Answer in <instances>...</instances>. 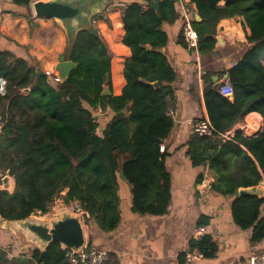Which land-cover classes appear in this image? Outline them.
Masks as SVG:
<instances>
[{
	"label": "trees",
	"instance_id": "1",
	"mask_svg": "<svg viewBox=\"0 0 264 264\" xmlns=\"http://www.w3.org/2000/svg\"><path fill=\"white\" fill-rule=\"evenodd\" d=\"M13 1L28 6L32 0ZM152 1H158L157 8ZM190 2L199 15L193 27L200 55L213 51L223 18L240 17L249 46L227 70L231 96L220 94L212 75L203 74L200 119L211 123L213 133H193L185 152L192 166L207 164L215 175L211 189L232 197L234 222L242 229L251 228V241L258 242L264 239V217L260 218L264 197L239 195L238 189L264 179V0ZM176 4L177 0H148L144 8L135 1L122 10L121 41L130 49V57L123 63L125 84L119 95L101 94L105 85L112 89V53L102 36L91 32L93 27L78 30L67 42L63 57L76 64L57 87L50 85L37 64L0 51V77L6 81V91L0 95L4 121L0 168L15 183L12 192L0 190L1 219L44 214L64 191L66 203L77 201L85 211L84 224L94 221L100 229L111 231L120 220V170L132 186L134 212L155 216L167 212L170 177L160 145L173 127L167 111L176 72L161 50L168 41L162 24L177 18ZM116 69L114 64V73ZM96 107L110 115L103 126L94 114ZM251 112L261 118L257 133L236 131L232 137H222ZM207 222L202 215L198 225ZM194 248L204 258L216 250L207 235L191 240L189 249ZM66 251L57 241L44 250L33 248L29 255L12 256L0 246V264H68ZM104 264L119 263L109 255Z\"/></svg>",
	"mask_w": 264,
	"mask_h": 264
},
{
	"label": "crops",
	"instance_id": "2",
	"mask_svg": "<svg viewBox=\"0 0 264 264\" xmlns=\"http://www.w3.org/2000/svg\"><path fill=\"white\" fill-rule=\"evenodd\" d=\"M33 1L24 6L13 0H0V51H7L15 57L37 64L45 75L48 73L47 81L55 87L53 81L58 85L55 65L58 56L64 51L67 37L55 19L35 15ZM135 1L141 2L110 0L96 14L100 17L94 15L91 18V27L97 29L112 53L110 78L113 96L119 95L125 84L123 63L130 57V49L121 41L124 33L121 12ZM183 1L196 9L190 0ZM115 2L119 4L114 6L112 3ZM176 9L177 18L162 24L168 34V41L161 50L176 72L171 106L173 127L160 145L170 177L167 212L156 216L134 212L131 208L132 186L126 179L120 178L117 191L120 213L118 226L111 231H104L94 221H89L84 224L86 242L106 250L119 264H248L252 253L264 251V239L251 241V228H240L232 218V197L212 190L211 184L215 179L213 172L207 164L192 166L185 151L186 143L193 134L191 125L202 117L203 74H211L212 81L217 85L227 75L231 62H236L249 43L245 39L240 17L234 16L219 21L217 34L222 43L216 50L208 55L191 51L180 37L181 9L178 4ZM114 64L117 67L115 73ZM109 116L103 113L98 118L102 126ZM250 116L258 118L261 123L259 114L251 112L228 131L235 132L241 125L246 129ZM250 126L249 130L254 124ZM6 172L0 168L1 178ZM261 189L264 193V185ZM202 215L207 216L208 222L198 225ZM261 217H264V203L260 207ZM3 221L0 218V246L12 256L29 255L34 246L9 225L11 222ZM200 227L201 235H198L197 229ZM203 235L209 236L214 243V254L186 262L190 241Z\"/></svg>",
	"mask_w": 264,
	"mask_h": 264
},
{
	"label": "water",
	"instance_id": "3",
	"mask_svg": "<svg viewBox=\"0 0 264 264\" xmlns=\"http://www.w3.org/2000/svg\"><path fill=\"white\" fill-rule=\"evenodd\" d=\"M110 0H35L32 2V8L37 17L53 18L64 29L67 41L74 38L78 30L91 27L92 16L99 14ZM223 3V2H221ZM151 6L157 8L158 1H152ZM196 19L199 15L195 14ZM91 32L97 34L96 28ZM222 39L217 38V44L213 50H216ZM75 62L66 60L63 54L58 56V62L55 65L57 77L60 82L65 81ZM227 76V75H226ZM154 87L157 82H153ZM102 95H110V89L104 86ZM124 111L119 112L122 116ZM119 176L125 180L123 170H120ZM0 190L12 192L14 189V177L5 173L0 179ZM264 185V179L260 184L248 188H239V195H255L262 197L264 195L261 186ZM64 191L60 193L52 202L51 215L48 218L36 217L33 213L30 216L20 220H4L11 222L9 224L19 234H21L34 248L44 250L50 242L57 241L62 249L70 250L72 253L78 252L86 245L83 218L80 213L73 212L66 207L63 199ZM48 212V211H47ZM46 212V213H47ZM44 213L45 215H47ZM4 227L6 225L4 224Z\"/></svg>",
	"mask_w": 264,
	"mask_h": 264
},
{
	"label": "built area",
	"instance_id": "4",
	"mask_svg": "<svg viewBox=\"0 0 264 264\" xmlns=\"http://www.w3.org/2000/svg\"><path fill=\"white\" fill-rule=\"evenodd\" d=\"M119 4L118 2L112 3L114 6ZM140 4L142 7H146L148 5V0H141ZM177 4L181 9L180 16V35L186 45V47L191 51H196L198 46V35L193 27V21L195 19L196 9L194 6L190 4H185L182 0H177ZM235 62H231V66L234 65ZM48 76V73H46ZM57 80L58 77H56ZM217 91L224 96L232 95V85L228 79V76H225L219 83L216 85ZM6 91V81L4 78L0 77V95H4ZM172 107L168 108V114L171 116ZM104 111L100 107H96L94 109V114L97 118L103 116ZM4 125V121L0 119V132L2 126ZM260 121L257 122V126L253 131L251 130L250 135L257 133L261 129ZM192 132L197 135H206L209 136L213 133V127L208 120L199 119L193 121ZM243 127L238 128L236 131H244ZM235 131V132H236ZM234 132L227 131L223 134V138L232 137ZM66 203V202H65ZM66 207L73 211L80 213L84 220V216L86 215L85 211L81 207V205L77 201H69L66 203ZM201 227L197 229V234L201 235ZM200 236H197L198 239ZM66 257L68 264H104L109 257V253L106 250L96 248L94 246H83L78 252L72 253L70 250L66 251ZM199 258H204L202 254L198 251V249L194 248L187 252L185 255V261L191 262L197 260ZM248 264H264V251L254 252L248 258Z\"/></svg>",
	"mask_w": 264,
	"mask_h": 264
},
{
	"label": "rangeland",
	"instance_id": "5",
	"mask_svg": "<svg viewBox=\"0 0 264 264\" xmlns=\"http://www.w3.org/2000/svg\"><path fill=\"white\" fill-rule=\"evenodd\" d=\"M68 42V41H67ZM67 42H65V47H66V44H67ZM53 84L55 85V87H57V83L55 82V81H53ZM102 117V116H101ZM256 120V124L254 123V126L252 127L253 129H255V127L257 126V122L259 121L258 120V118L257 119H255L254 117H251L250 116V118H249V120H248V129L249 128H251V124H253V122ZM241 127H242V125H241ZM243 129H245V128H243ZM253 129H251L252 131H253ZM245 132H244V134L245 135H250L251 133H253V132H250V131H246V130H244ZM51 207H52V203L50 204V206H49V209H48V212L46 213L47 215H45V214H40V213H35L34 215L36 216V217H39V218H48L50 215H51Z\"/></svg>",
	"mask_w": 264,
	"mask_h": 264
},
{
	"label": "bare ground",
	"instance_id": "6",
	"mask_svg": "<svg viewBox=\"0 0 264 264\" xmlns=\"http://www.w3.org/2000/svg\"><path fill=\"white\" fill-rule=\"evenodd\" d=\"M88 29H89V28H88ZM253 124H254V122H253ZM255 124H256V123H255ZM252 129H253V128H252ZM245 130H246L247 132H248V131H251V130L247 129V127H246V129H245Z\"/></svg>",
	"mask_w": 264,
	"mask_h": 264
}]
</instances>
